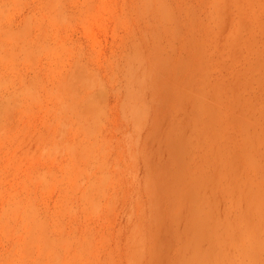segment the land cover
Masks as SVG:
<instances>
[{"label":"rangeland","instance_id":"rangeland-1","mask_svg":"<svg viewBox=\"0 0 264 264\" xmlns=\"http://www.w3.org/2000/svg\"><path fill=\"white\" fill-rule=\"evenodd\" d=\"M0 264H264V0H0Z\"/></svg>","mask_w":264,"mask_h":264}]
</instances>
